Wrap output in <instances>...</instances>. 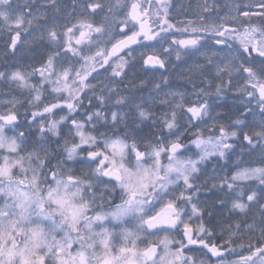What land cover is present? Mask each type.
I'll use <instances>...</instances> for the list:
<instances>
[{
    "label": "snow or ice",
    "instance_id": "snow-or-ice-1",
    "mask_svg": "<svg viewBox=\"0 0 264 264\" xmlns=\"http://www.w3.org/2000/svg\"><path fill=\"white\" fill-rule=\"evenodd\" d=\"M171 8L0 0V264H264V0H204L175 23ZM173 54L192 102L133 71ZM137 80L147 97L122 90ZM229 92L225 120L210 98ZM237 149L255 166L196 183ZM209 183L242 221L205 219L193 197Z\"/></svg>",
    "mask_w": 264,
    "mask_h": 264
},
{
    "label": "trees",
    "instance_id": "trees-1",
    "mask_svg": "<svg viewBox=\"0 0 264 264\" xmlns=\"http://www.w3.org/2000/svg\"><path fill=\"white\" fill-rule=\"evenodd\" d=\"M113 2H115V0H113ZM208 2L219 3L223 5L225 3L232 2V0H208ZM62 3L71 6L72 0H62ZM203 3L204 0H171L172 8L170 9V12H171L172 21L175 23L178 20H187L190 18H195L194 14L200 11V9L197 8V5ZM117 31H119V29H117ZM2 47H3V43H2V39H0V48ZM121 55H124V53H121ZM136 55H137V59H139V53H137ZM22 58L25 60V63L29 61L28 56H24ZM171 60H172V65H182V66L176 68L170 65L167 72L161 71L160 69L155 70L154 73L152 71L144 72L139 70L140 67L142 66V61H141L139 64L136 65V68L133 71L135 72L136 77H140L145 80H151L153 77H155V79L161 83H163V81L160 80V75L161 73H163L165 76L169 78L168 87L165 88V91L171 90L176 92H186L187 93L186 99L188 100V102H192L193 100H195V96L192 94V85L187 83L186 70L188 65L184 64L183 60L177 61L175 59V54L172 55ZM132 63H136V62L132 61ZM6 69L11 70L7 68V65L4 63L3 57L0 56V71H4ZM98 71L103 74L99 77V80H103L104 75L110 76V70L108 73H104L103 68L98 69ZM93 75L95 76V73H93ZM174 75L175 77L178 78L177 79L173 78ZM129 76L130 78L134 79V77H132V73H129ZM93 82L98 84V81H93ZM196 82L199 83V80H197ZM127 83L128 81L125 80V84ZM136 83H137V89H133L131 85H129L127 88H124V86L121 85V88L126 92L136 91L138 96L147 97L150 89H146L143 92H139L138 91L139 81L137 80ZM210 99L213 103V107L215 108L216 112L221 113L225 120H227L228 115L233 112L234 110L233 105L238 103V101L233 99V93L231 92L227 93L223 99H218L215 96L211 97ZM85 105H87V100H85ZM213 115H215V112L213 113ZM145 131H147V129H145ZM258 159H259V153H256L252 157H249L246 153H244L241 158L239 149H237V154L232 156L226 165L225 162L223 161L218 162L217 158H213L211 161H207L203 165H201L200 179L197 180L196 183L198 185H203L205 180L208 179V177L215 175L217 173L220 176H223L225 172L231 174V170L235 169L237 163H240L242 167L249 166L250 164L252 166H255L254 161ZM210 187L211 184L209 183L207 187H202L201 191L196 196L193 197L194 202H197L199 207L206 209L204 213L205 219L206 220L208 219V210H211L213 212V217H212L213 226L217 225L218 222H221L223 223V226L226 228L227 224L234 225L237 220L242 221L243 217L238 214H234L232 215V218H229L230 217L229 209L231 208V202H228L226 206H221L217 201V197L222 196L223 194L217 192L215 189L209 191L208 189ZM213 203H215V207H212ZM188 211L189 213L191 212L190 205L188 206ZM249 222H251L250 217H249ZM216 231L217 233H219L220 231L219 227L216 228ZM241 235H243L244 242L248 243V235L246 233H241ZM217 242L218 243L221 242L219 240V236H217Z\"/></svg>",
    "mask_w": 264,
    "mask_h": 264
},
{
    "label": "flooded vegetation",
    "instance_id": "flooded-vegetation-1",
    "mask_svg": "<svg viewBox=\"0 0 264 264\" xmlns=\"http://www.w3.org/2000/svg\"><path fill=\"white\" fill-rule=\"evenodd\" d=\"M161 71H164V70H162V69H160ZM173 78H178V77H175V75H174V77ZM179 97H177V99H178ZM246 199V198H245ZM225 255L227 256L228 255V253H225ZM236 257L235 256H231V257H229V259H235Z\"/></svg>",
    "mask_w": 264,
    "mask_h": 264
}]
</instances>
